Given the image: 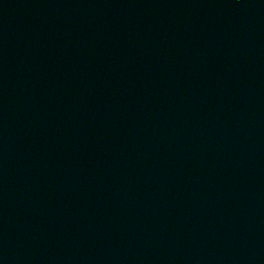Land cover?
I'll return each mask as SVG.
<instances>
[{
  "label": "water",
  "instance_id": "1",
  "mask_svg": "<svg viewBox=\"0 0 264 264\" xmlns=\"http://www.w3.org/2000/svg\"><path fill=\"white\" fill-rule=\"evenodd\" d=\"M0 264H264V0H0Z\"/></svg>",
  "mask_w": 264,
  "mask_h": 264
}]
</instances>
